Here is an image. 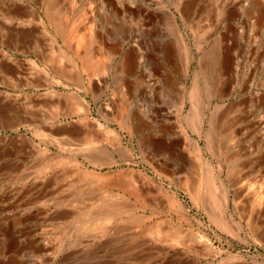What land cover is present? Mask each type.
<instances>
[{
  "label": "rangeland",
  "instance_id": "rangeland-1",
  "mask_svg": "<svg viewBox=\"0 0 264 264\" xmlns=\"http://www.w3.org/2000/svg\"><path fill=\"white\" fill-rule=\"evenodd\" d=\"M0 264H264V0H0Z\"/></svg>",
  "mask_w": 264,
  "mask_h": 264
},
{
  "label": "bare ground",
  "instance_id": "bare-ground-1",
  "mask_svg": "<svg viewBox=\"0 0 264 264\" xmlns=\"http://www.w3.org/2000/svg\"><path fill=\"white\" fill-rule=\"evenodd\" d=\"M87 38H88L87 40H88V41H90L91 37H90V36H88ZM101 60H102V59H101ZM131 188H132V187H131ZM131 188H130V189H131ZM128 189H129V188H128ZM134 189H135V188H134Z\"/></svg>",
  "mask_w": 264,
  "mask_h": 264
}]
</instances>
